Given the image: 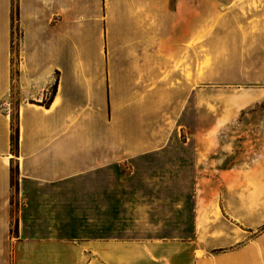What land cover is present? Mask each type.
Masks as SVG:
<instances>
[{
	"label": "crops",
	"instance_id": "obj_1",
	"mask_svg": "<svg viewBox=\"0 0 264 264\" xmlns=\"http://www.w3.org/2000/svg\"><path fill=\"white\" fill-rule=\"evenodd\" d=\"M169 6L0 0V264H264L263 106L248 125L254 155L213 169L216 185L195 193L190 235L73 231L103 226L113 168L169 147L142 126L185 79L183 14Z\"/></svg>",
	"mask_w": 264,
	"mask_h": 264
},
{
	"label": "rangeland",
	"instance_id": "obj_2",
	"mask_svg": "<svg viewBox=\"0 0 264 264\" xmlns=\"http://www.w3.org/2000/svg\"><path fill=\"white\" fill-rule=\"evenodd\" d=\"M169 5L183 14L178 52L186 63L185 79L169 83L176 91L154 100L142 124L153 139H168L169 147L113 168L117 175L104 182L116 194L105 195L103 226L73 227L74 232L190 235L195 193L216 185L213 169L242 165L254 155L256 132L248 125L255 122V109L264 107V0H169ZM193 16L199 18L194 34ZM209 149L223 161L210 162Z\"/></svg>",
	"mask_w": 264,
	"mask_h": 264
},
{
	"label": "trees",
	"instance_id": "obj_3",
	"mask_svg": "<svg viewBox=\"0 0 264 264\" xmlns=\"http://www.w3.org/2000/svg\"><path fill=\"white\" fill-rule=\"evenodd\" d=\"M56 89H57V83L54 85V88H53V91H52V94L50 95L49 99L46 101V104L49 105L50 102L52 101L53 99V96L56 92ZM17 141H18V128L16 127L15 128V132H14V135H13V145L15 147H17Z\"/></svg>",
	"mask_w": 264,
	"mask_h": 264
}]
</instances>
